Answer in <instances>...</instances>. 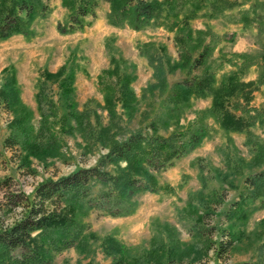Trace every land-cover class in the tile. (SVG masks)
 I'll list each match as a JSON object with an SVG mask.
<instances>
[{
  "label": "trees",
  "instance_id": "obj_1",
  "mask_svg": "<svg viewBox=\"0 0 264 264\" xmlns=\"http://www.w3.org/2000/svg\"><path fill=\"white\" fill-rule=\"evenodd\" d=\"M99 1L62 0L69 14L66 23L59 25L60 31L66 33L82 29L87 17L97 15ZM105 1L110 5L106 18L112 25H128L136 30L162 26L174 32L179 59L172 68L182 66L188 69V73L169 85L165 63H170V59L166 57L165 47L162 46V49L154 42H145L141 52L152 65L155 79L149 86L162 89L163 107L146 126L130 130L124 123V114L131 118L137 109L139 98L132 87L136 74L124 65L126 61L110 55V67L99 75L104 103H98L107 110L109 124L100 128L99 113L94 111L97 119L93 123L92 113L88 109H79L75 99L76 69L74 63L68 60L55 72L45 70L38 81L35 95L40 114L38 131L32 122L34 112L22 101L15 68H11L10 76L0 89L4 107L14 116L4 143L18 154L22 162L27 163L30 154L41 158L60 154L61 144L57 138L43 132L55 108V101L48 92L49 81L58 84L59 98L63 102L64 112L59 117V129L62 132L78 130L86 139L100 140L107 146V152L100 155L93 165L80 166L69 174L43 180L34 188L31 196L23 193L10 195V202L20 211L8 223L0 215V264H54L55 254L64 249H86L90 226L83 218L91 211L112 216L129 215L137 209V196L140 193L172 190L170 185L159 182L158 173L199 146L210 134L211 126L205 121L208 117L214 118L226 132L230 144L231 132H244V144L250 154V159L239 156V163L233 162L235 154L226 151L222 154L224 166L229 171L242 172L245 164L248 167L243 172L237 196L224 211L225 218L247 219L254 210L264 207V139L252 129L257 124L264 125V109L251 105L254 92L264 83V0H249L252 16L248 17L246 12L244 17L247 23H256L260 50L257 53L234 52L233 57L236 58L227 59L234 68L224 73L219 81L210 68L200 73L192 72L207 64L216 47L217 34L209 26L194 28L190 20L204 7L217 12L236 6L239 1ZM259 4L260 8L256 6ZM49 9L46 0H0V41L16 34L32 37L35 34V21L45 17ZM253 65L259 67L258 76L246 80L245 75ZM108 77L115 79L110 81ZM194 97H210L211 105L200 110L198 118L186 126L162 134L160 124L165 122L164 125L168 126L172 120L178 121ZM123 133V138H116V135ZM194 164L196 161L191 163ZM220 174L225 176L223 172ZM199 177L205 189L207 176L201 167ZM1 184L10 187V179L0 181ZM216 196L213 194L210 197L211 203L208 205L203 203V209L190 203L191 213L197 214L191 233L198 237L194 242L183 243L177 236V229L165 225L168 239L165 235L152 237L151 246L141 259L133 258L128 247L115 237H108L104 248L112 255L113 264H201L200 258L208 255L210 250L214 251L217 259H225L235 244L233 229L202 226L205 217L210 215L212 202H222L227 194H220L219 199ZM217 230L222 237L213 239L212 235ZM260 248L264 251V242ZM192 252L196 253V259L188 255ZM213 264L226 263L217 260ZM232 264L257 263L245 261Z\"/></svg>",
  "mask_w": 264,
  "mask_h": 264
},
{
  "label": "rangeland",
  "instance_id": "obj_2",
  "mask_svg": "<svg viewBox=\"0 0 264 264\" xmlns=\"http://www.w3.org/2000/svg\"><path fill=\"white\" fill-rule=\"evenodd\" d=\"M46 1L50 11L45 17L35 21V34L32 37L16 34L0 41V89L10 76L11 68H15L22 101L33 110L32 122L39 131L40 114L35 98L38 81L45 70L55 72L66 61H72L76 69L75 99L79 109H88L92 113L93 123L97 119L94 113H99L101 118L98 126L101 128L109 124V119L107 110L98 104L104 103L99 75L110 67V55H113L120 61H126L124 65L136 74L132 87L139 101L131 118L124 114V123L130 130L146 126L163 107V92L160 87L152 89L149 86L155 80L154 69L146 55L142 54V45L145 42H154L161 48L165 47L166 57L170 59V63H165L167 81L171 85L188 73V69L182 66L172 68L173 63L179 59L174 43V32L162 26L136 30L128 25H112L106 18L110 5L107 1L100 0L97 15L87 17L82 29L63 33L59 25L66 23L68 9L62 4V0ZM237 1L238 5L217 12L208 6L204 7L190 20L194 28L204 29L209 26L217 34L216 47L207 64L192 72L200 73L205 68H210L219 81L224 73L234 68L227 60L233 57L234 52L257 53L260 50L261 42L256 23H247L244 18L246 12L248 17L252 16L251 2ZM256 6L260 8V4ZM144 50L148 52L147 48ZM258 73L259 67L253 65L246 73L245 79H256ZM114 79L115 77H108L107 80ZM48 92L55 101V108L43 132L57 138L61 144L60 154L45 158L30 154L27 163L22 162L18 154L4 143L10 132L9 123L14 116L6 110L0 98V181L9 178L11 182L10 187L0 185L2 207L0 215L5 223L12 222L20 211L19 207L10 202L12 193L31 196L34 188L43 180L69 174L80 166L93 165L100 155L107 152V146L100 140L86 139L78 130L62 132L59 129V117L63 114L64 107L59 98L58 84L49 81ZM210 105V97H194L178 121L174 119L168 126L164 125L165 122L160 124L159 131L162 134H169L176 128L186 126L198 118L200 110ZM251 105L264 109V83L254 92ZM117 108L123 111L120 105H117ZM205 121L210 124L211 132L201 144L177 158L172 166L158 173L159 182L170 185L173 187L172 190L140 193L137 196L138 207L129 215L112 216L97 210L91 211L83 218L90 226L86 249L82 250L79 247L64 249L55 254L54 264H113L112 255L104 248V242L108 237H115L128 247L133 258L141 259L149 250L152 237L161 238L162 235L166 237L165 225L174 226L178 231V238L183 243L194 242L198 237L191 233L197 214L191 213L190 203L203 209V203L207 205L211 203L210 197L213 194H217L215 197L217 199L220 194H227V197L221 200L222 202L218 200L212 202L210 215L205 217L202 226H217L224 229L231 227L236 239L234 247L225 259H217L214 251L210 250L208 255L200 258L201 264H213L217 260L226 264L245 261L264 264V251L260 248L264 242V207L254 210L247 219L227 220L224 215L229 203L237 196L242 185L243 172H246L248 167L245 164L242 172L229 171L224 166L222 154L224 151L235 154L233 162L237 163L239 156L250 159L249 150L244 144L245 133L231 132L230 144L228 135L214 118L208 117ZM252 129L264 139V125L257 124ZM123 137L124 133L116 135L119 139ZM24 153L26 154V151ZM193 161H196V164L191 165ZM200 167L207 176L205 189L202 188L199 177ZM221 237L219 230L212 235L213 239ZM195 254L192 252L188 255L196 259Z\"/></svg>",
  "mask_w": 264,
  "mask_h": 264
}]
</instances>
